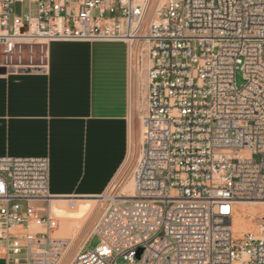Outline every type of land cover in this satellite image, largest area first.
Listing matches in <instances>:
<instances>
[{
	"label": "built area",
	"instance_id": "2783aa9c",
	"mask_svg": "<svg viewBox=\"0 0 264 264\" xmlns=\"http://www.w3.org/2000/svg\"><path fill=\"white\" fill-rule=\"evenodd\" d=\"M150 3L0 0V77L46 70L49 43L74 40L123 41L144 72L133 193L103 200L99 243L68 264H264V214L232 230L238 201L264 203V0H164L145 24ZM48 175V157H0L4 264L69 250Z\"/></svg>",
	"mask_w": 264,
	"mask_h": 264
},
{
	"label": "crops",
	"instance_id": "0c3cea01",
	"mask_svg": "<svg viewBox=\"0 0 264 264\" xmlns=\"http://www.w3.org/2000/svg\"><path fill=\"white\" fill-rule=\"evenodd\" d=\"M134 52L116 40L51 41L46 70L1 76L0 157H48L51 197H98L132 175Z\"/></svg>",
	"mask_w": 264,
	"mask_h": 264
},
{
	"label": "rangeland",
	"instance_id": "374dc122",
	"mask_svg": "<svg viewBox=\"0 0 264 264\" xmlns=\"http://www.w3.org/2000/svg\"><path fill=\"white\" fill-rule=\"evenodd\" d=\"M159 0H151L150 6H149V10L147 12L146 18L144 23L147 24V22L149 21V18L151 17V14L154 10V8L156 7V5L159 3ZM24 7V6H23ZM22 8L21 5L16 4L15 5V10L17 13H19L20 9ZM25 9V7H24ZM139 46V44L137 45V47ZM137 49V48H136ZM133 68V73L135 75L136 78V86H137V93H138V108L140 111V108L142 106L141 103V95L143 93V88H144V83H145V77H144V72H140L139 71V66H138V55L137 52H134V58H133V64H132ZM235 81H236V85L238 88H242L245 80H244V76L242 71L237 70L236 74H235ZM140 114V112H139ZM256 159L258 157H255ZM132 175L129 174V176L125 177V178H120L117 179L114 183V186H112L108 192H106L107 196H112L115 195L116 193H119L122 196H127V194H125L123 192V186L125 185V183H127L129 181V179L131 178ZM55 197H51L50 198V202L49 204H51V208L49 209L50 213L52 214V216H54L57 220L58 223H63V225H68L70 222H72L73 219V215H67V214H62L59 212V209L56 207V202L54 201ZM58 199H61V201H64L66 203H68L69 205L72 204H76L78 202H85V201H90L91 199H100L99 197H91V198H79V197H70V198H61V197H56ZM34 205H38V206H46V204L44 202H36L33 203ZM108 205V201H102L101 203H99V205L95 208V210L93 211L92 215L90 216V218L88 219V221L82 226V229L80 231L77 232V237L76 240L74 242V244L71 246V248L68 250L65 258L63 259L62 264H68V262L72 259V257L75 255V253L79 250V248L83 245H85L86 249H90L93 248L95 245H97L99 243V237L93 233V229L94 226L96 224V222L98 221L99 217L101 216L102 212L105 210V208ZM251 205H247L245 207L244 213L241 212L238 207H236V212L240 211V213H242L241 215L235 214V216H233L234 219H239L243 225H244V232H258L260 230L258 224L256 223V219H255V215L257 214H264V210L261 211L258 208V206H253L254 208H250ZM257 207V208H255ZM232 228H233V222H232ZM56 229H58V226L56 227ZM56 229L54 231H56ZM234 233L236 236H240L238 234V232H236V230H234ZM242 232V233H244ZM23 253V252H22ZM118 263H123V260L121 258H119ZM0 264H4V261L2 259H0Z\"/></svg>",
	"mask_w": 264,
	"mask_h": 264
},
{
	"label": "bare ground",
	"instance_id": "6f19581e",
	"mask_svg": "<svg viewBox=\"0 0 264 264\" xmlns=\"http://www.w3.org/2000/svg\"><path fill=\"white\" fill-rule=\"evenodd\" d=\"M164 0H159L158 5H160ZM123 192L127 195H132L133 193V181L132 179H129L127 183L123 186ZM100 199H91L90 201H85V202H78L76 204L69 205L68 203L61 201V199L58 198H53L54 201L56 202V207L61 208L59 209V212L62 214H67L73 215L72 222H70L68 225H63V223H58V229L53 232V235L56 237H62V238H67L69 239V249L71 246L74 244L76 237H77V232L82 229V226L88 221L90 216L92 215L93 211L95 208L101 203L104 199H106L107 195L102 194L98 196ZM104 197V198H102ZM50 202V199H49ZM247 205H251L250 208H254L253 206H258L255 207L261 211L264 210V203L262 202H244V201H238L236 203V207L244 213L245 207ZM51 208V204L48 205V210ZM240 211L234 213L241 215ZM259 226V225H258ZM260 228V227H259ZM236 230L238 234H242L244 232V225L239 219H234L233 218V228L232 230ZM234 233V231H233ZM235 235V233H234Z\"/></svg>",
	"mask_w": 264,
	"mask_h": 264
},
{
	"label": "water",
	"instance_id": "95a60500",
	"mask_svg": "<svg viewBox=\"0 0 264 264\" xmlns=\"http://www.w3.org/2000/svg\"><path fill=\"white\" fill-rule=\"evenodd\" d=\"M4 71V70H3ZM12 71V70H11ZM139 253H140V250H139Z\"/></svg>",
	"mask_w": 264,
	"mask_h": 264
}]
</instances>
